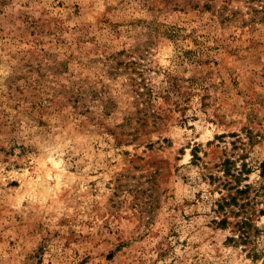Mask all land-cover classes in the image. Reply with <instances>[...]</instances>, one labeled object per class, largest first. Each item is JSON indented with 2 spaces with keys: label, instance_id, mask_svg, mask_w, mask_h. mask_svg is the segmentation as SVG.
<instances>
[{
  "label": "rangeland",
  "instance_id": "rangeland-1",
  "mask_svg": "<svg viewBox=\"0 0 264 264\" xmlns=\"http://www.w3.org/2000/svg\"><path fill=\"white\" fill-rule=\"evenodd\" d=\"M0 264H264V0H0Z\"/></svg>",
  "mask_w": 264,
  "mask_h": 264
},
{
  "label": "trees",
  "instance_id": "trees-1",
  "mask_svg": "<svg viewBox=\"0 0 264 264\" xmlns=\"http://www.w3.org/2000/svg\"><path fill=\"white\" fill-rule=\"evenodd\" d=\"M245 223H247V222H245ZM247 225H251V223L249 222V223H247ZM251 226H249L248 228H250Z\"/></svg>",
  "mask_w": 264,
  "mask_h": 264
}]
</instances>
